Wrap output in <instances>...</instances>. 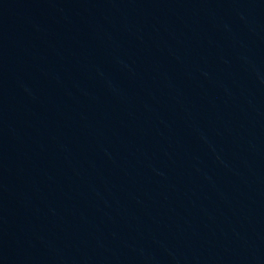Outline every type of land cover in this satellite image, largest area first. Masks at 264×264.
I'll list each match as a JSON object with an SVG mask.
<instances>
[{"label": "water", "instance_id": "water-1", "mask_svg": "<svg viewBox=\"0 0 264 264\" xmlns=\"http://www.w3.org/2000/svg\"><path fill=\"white\" fill-rule=\"evenodd\" d=\"M0 264H264V0H0Z\"/></svg>", "mask_w": 264, "mask_h": 264}]
</instances>
